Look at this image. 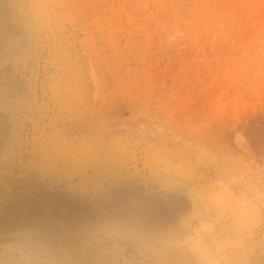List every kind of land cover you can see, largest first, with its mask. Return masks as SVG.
Wrapping results in <instances>:
<instances>
[{
    "label": "rangeland",
    "instance_id": "374dc122",
    "mask_svg": "<svg viewBox=\"0 0 264 264\" xmlns=\"http://www.w3.org/2000/svg\"><path fill=\"white\" fill-rule=\"evenodd\" d=\"M0 264H264V0H0Z\"/></svg>",
    "mask_w": 264,
    "mask_h": 264
},
{
    "label": "bare ground",
    "instance_id": "6f19581e",
    "mask_svg": "<svg viewBox=\"0 0 264 264\" xmlns=\"http://www.w3.org/2000/svg\"><path fill=\"white\" fill-rule=\"evenodd\" d=\"M225 181V180H224ZM164 221V220H163Z\"/></svg>",
    "mask_w": 264,
    "mask_h": 264
}]
</instances>
